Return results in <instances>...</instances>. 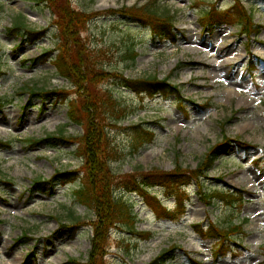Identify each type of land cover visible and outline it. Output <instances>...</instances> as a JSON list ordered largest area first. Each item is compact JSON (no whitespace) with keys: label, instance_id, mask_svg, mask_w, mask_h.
<instances>
[{"label":"rangeland","instance_id":"1","mask_svg":"<svg viewBox=\"0 0 264 264\" xmlns=\"http://www.w3.org/2000/svg\"><path fill=\"white\" fill-rule=\"evenodd\" d=\"M87 13H98L82 36L94 52L97 65L133 79H167L181 88V98L170 87L149 95L121 86L113 77L101 84L119 98L126 115L108 128L117 157L111 162L119 181L135 175L141 181L152 169L193 170L224 135L252 147L232 143L220 155L198 191L193 181L176 188L152 186L151 198L141 190L115 185V195L131 209L134 222H122L111 231L108 264H150L166 253L161 264H264V0H242L259 34H241L236 23L205 26L203 17L219 11H240L236 0H70ZM148 4L156 13L175 20L176 42L155 36L153 28L111 11ZM164 10V12H163ZM126 13V12H125ZM22 28L9 30L16 24ZM61 43L54 12L41 0H0V264H84L89 256L97 212L81 204L75 190L84 173L67 184L32 191L34 180L51 179L55 172L82 169L78 144L33 145L29 138L64 130L79 138L85 131L68 118L73 86L53 61ZM227 50L223 51V47ZM134 48L138 57H128ZM35 90L58 95L33 96ZM150 129L152 142L139 143L138 132ZM141 147V148H139ZM118 181V182H119ZM232 191L242 202L232 203L218 193ZM185 214L171 219L159 209L178 208ZM80 220L76 230L70 224ZM220 227L229 232V254L214 257L218 240L206 237ZM213 223V224H211ZM149 231L150 239L135 233ZM240 225L243 232L234 230ZM27 231L28 240L21 239ZM154 263V262H153Z\"/></svg>","mask_w":264,"mask_h":264},{"label":"trees","instance_id":"2","mask_svg":"<svg viewBox=\"0 0 264 264\" xmlns=\"http://www.w3.org/2000/svg\"><path fill=\"white\" fill-rule=\"evenodd\" d=\"M41 1L45 2L47 7L54 12L55 24L60 33L61 43L53 64L57 71L70 81L74 88L72 93L76 94L70 101L68 100V115L73 122L81 124L85 132L81 137L75 139L73 136L64 135L61 130L59 134H49L41 138H29L28 142L33 145H68L74 142L78 143L80 156L84 159L82 166L84 177L82 179V187L75 190V196L81 203L94 208L97 212V218L90 223L94 228V232L89 256L84 264H108L106 256L109 251L111 230L122 222H134L133 213L129 206L115 195L116 184L122 183L124 187L130 190H141L148 198L152 196L148 188L155 185L176 188L179 192L182 185L195 181L197 182L198 191H200L203 188L202 179L207 177V172L213 167L216 159L227 152L232 143H235L240 148H250L252 146L239 138H231L224 135L223 140L210 148L202 161L193 170L183 169L180 166L170 171L152 169L145 172L141 181L137 180L135 175H131V179L119 181V177L111 167V162L117 157V152L108 128L113 124L112 121L123 118L126 113L119 102V98L111 90L104 89L101 84L115 77L121 86L136 92L148 93L152 96L170 87L177 92L178 98L182 97L181 88L179 85H174L167 79H159L157 76L133 79L120 72L106 71L97 65L93 50L82 36L87 24L98 13H87L77 10L71 5L70 0ZM241 3L242 0H236V7H239L240 11L235 16L232 13L219 11L217 6L216 8L214 6L203 17L205 26L212 27L236 23L240 26L241 34H245L248 37L253 33L256 34L258 27L255 28L257 25L253 23L252 14ZM153 10L154 8L145 4L139 7H123L118 11L113 10L111 13H123L142 24H148L153 28L155 36L176 42L177 33L175 31L174 17L170 13H156ZM16 28H23L27 32L37 34L25 24H16L13 27H9V30L13 32ZM128 57L135 61L138 57L137 51L131 48ZM27 88L30 90L29 95L31 97L58 95L55 90H35L31 85H27ZM67 98L64 97L62 99L66 100ZM137 136L138 142L142 143L151 142L155 135L150 129H143L142 132H138ZM9 146V142L0 139V149ZM76 175V171L62 172L57 170L51 179L33 182L34 185L31 190H39L35 187L37 184L42 186V190L46 183H50L52 187L57 183L66 184L75 180ZM218 196L228 203H232L233 200H238L241 203L243 199L230 191L220 192ZM178 206L179 213L165 212V214L173 219L178 214H183L185 212L183 198L179 197ZM70 228L71 230L76 229L75 225ZM196 228L204 236L219 240L214 247V257L216 259L224 257L230 252L226 241V238L229 237V232H225L220 227H213V225L207 231L200 224L196 225ZM131 229L144 238L151 236L149 232L136 231L134 224H132ZM237 230L241 231L242 226L240 227L239 225ZM29 238L31 237L27 233H24L21 237L24 240ZM165 254H161L152 264H161L160 260L163 259ZM191 261L193 264H200L193 259ZM70 262L78 264V261L74 259H71Z\"/></svg>","mask_w":264,"mask_h":264},{"label":"bare ground","instance_id":"3","mask_svg":"<svg viewBox=\"0 0 264 264\" xmlns=\"http://www.w3.org/2000/svg\"><path fill=\"white\" fill-rule=\"evenodd\" d=\"M226 50H227V46H224V47H223V51H226Z\"/></svg>","mask_w":264,"mask_h":264}]
</instances>
